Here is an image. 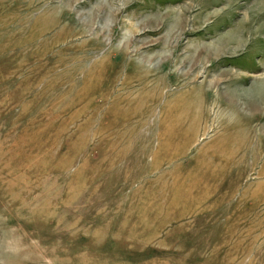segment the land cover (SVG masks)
<instances>
[{
  "label": "rangeland",
  "instance_id": "374dc122",
  "mask_svg": "<svg viewBox=\"0 0 264 264\" xmlns=\"http://www.w3.org/2000/svg\"><path fill=\"white\" fill-rule=\"evenodd\" d=\"M2 147L0 264H264V0H0Z\"/></svg>",
  "mask_w": 264,
  "mask_h": 264
},
{
  "label": "bare ground",
  "instance_id": "6f19581e",
  "mask_svg": "<svg viewBox=\"0 0 264 264\" xmlns=\"http://www.w3.org/2000/svg\"><path fill=\"white\" fill-rule=\"evenodd\" d=\"M182 103H183L182 100H179V105H180L178 106L179 108L185 107ZM27 159L28 158H26L25 156L20 155L19 157H17V161H16L14 149L11 148V149L5 150L4 147L1 148V151H0V183L2 184V187L4 188L5 195L12 200L17 198L19 195L26 194L27 188L29 187L30 183L26 181V172H28V160ZM20 167H21V170L23 171L22 178H20L19 173H18V168ZM5 173H7V176Z\"/></svg>",
  "mask_w": 264,
  "mask_h": 264
}]
</instances>
